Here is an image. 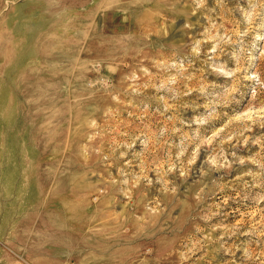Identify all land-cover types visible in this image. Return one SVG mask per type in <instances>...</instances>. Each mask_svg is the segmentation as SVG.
Masks as SVG:
<instances>
[{"label": "rangeland", "instance_id": "1", "mask_svg": "<svg viewBox=\"0 0 264 264\" xmlns=\"http://www.w3.org/2000/svg\"><path fill=\"white\" fill-rule=\"evenodd\" d=\"M0 264H264V0H0Z\"/></svg>", "mask_w": 264, "mask_h": 264}]
</instances>
